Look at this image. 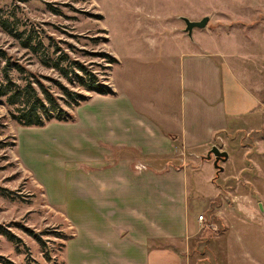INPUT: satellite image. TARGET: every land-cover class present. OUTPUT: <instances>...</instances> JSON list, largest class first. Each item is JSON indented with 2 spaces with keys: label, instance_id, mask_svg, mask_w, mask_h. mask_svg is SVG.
<instances>
[{
  "label": "rangeland",
  "instance_id": "374dc122",
  "mask_svg": "<svg viewBox=\"0 0 264 264\" xmlns=\"http://www.w3.org/2000/svg\"><path fill=\"white\" fill-rule=\"evenodd\" d=\"M182 18L210 22L190 39ZM18 36L94 72L107 96L69 85ZM0 50L59 97L46 79L87 99L72 120L43 128L19 126L0 99V264H84L89 226L109 225L84 193L128 160L139 174L154 160L166 171L187 169L191 211L204 217L193 237L158 247L170 246L184 264H264V0H0ZM195 51L220 55L262 105L210 148L185 151L180 126L163 116L181 111V59ZM150 122L177 129L168 161L136 151L148 148ZM213 147L229 155L219 175L207 161Z\"/></svg>",
  "mask_w": 264,
  "mask_h": 264
},
{
  "label": "crops",
  "instance_id": "0c3cea01",
  "mask_svg": "<svg viewBox=\"0 0 264 264\" xmlns=\"http://www.w3.org/2000/svg\"><path fill=\"white\" fill-rule=\"evenodd\" d=\"M219 59L217 53L203 51L182 55L181 111L163 116L180 128L174 126L167 131L159 123H148V148L136 150L139 154L166 161L177 142L170 138L172 130H177V139L185 151L210 148L215 138L227 133L236 122L253 120L262 105L259 98ZM149 165L147 172L139 174L134 171L133 161H123L116 174L94 179L95 184L88 188L89 192L85 191L84 195L95 201L96 213L106 217L109 225L103 229L89 226L90 250L83 249L89 255L81 262L184 264L173 248L158 247L156 242L171 245L198 232L200 222L190 207L187 169L166 171L167 164L162 166L158 160Z\"/></svg>",
  "mask_w": 264,
  "mask_h": 264
},
{
  "label": "trees",
  "instance_id": "16d2710c",
  "mask_svg": "<svg viewBox=\"0 0 264 264\" xmlns=\"http://www.w3.org/2000/svg\"><path fill=\"white\" fill-rule=\"evenodd\" d=\"M17 39L23 49L40 57L42 65L54 69L69 85H78L81 88L80 91L107 96V88L104 87L98 76L79 62L71 60L68 55L55 56L53 59L49 53L46 54L47 52L43 50L41 40L35 42L32 36H18ZM64 64H67V67H64ZM14 71L20 75L22 85L15 82L12 76ZM46 80L53 84L61 97L53 93V89L47 87L41 78L22 68L21 65L9 58L7 53L0 50V99H4L5 104L14 109L12 117L19 126L43 128L51 122H68L73 119L70 111L87 101L83 93L70 90L60 81ZM62 103L67 106L66 109ZM4 235L11 240L20 242L8 232ZM36 238L44 244L38 236ZM46 256L50 260L49 254L46 253Z\"/></svg>",
  "mask_w": 264,
  "mask_h": 264
},
{
  "label": "water",
  "instance_id": "95a60500",
  "mask_svg": "<svg viewBox=\"0 0 264 264\" xmlns=\"http://www.w3.org/2000/svg\"><path fill=\"white\" fill-rule=\"evenodd\" d=\"M182 21L186 26L185 33L188 35L190 39H192L193 34L196 30H205L208 27L210 19L204 18L200 22H192L186 18H182ZM213 158H214V168L218 171V175H219L220 173L224 172L223 167H221L219 164H226L229 161V155L227 152L222 151L220 148L213 147L207 157V161L210 162Z\"/></svg>",
  "mask_w": 264,
  "mask_h": 264
},
{
  "label": "built area",
  "instance_id": "2783aa9c",
  "mask_svg": "<svg viewBox=\"0 0 264 264\" xmlns=\"http://www.w3.org/2000/svg\"><path fill=\"white\" fill-rule=\"evenodd\" d=\"M203 220H204V217H203V216H200V217H199V221H200V222H203Z\"/></svg>",
  "mask_w": 264,
  "mask_h": 264
}]
</instances>
